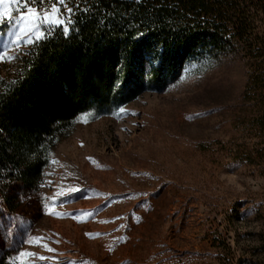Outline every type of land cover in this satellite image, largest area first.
I'll return each mask as SVG.
<instances>
[{
    "label": "rangeland",
    "instance_id": "374dc122",
    "mask_svg": "<svg viewBox=\"0 0 264 264\" xmlns=\"http://www.w3.org/2000/svg\"><path fill=\"white\" fill-rule=\"evenodd\" d=\"M51 8L67 29L59 5L0 0V82L18 76L38 33L60 27L30 22ZM256 64L189 62L162 91L77 117L33 186L0 180V258L220 264L218 245L252 252L264 240V98L247 87Z\"/></svg>",
    "mask_w": 264,
    "mask_h": 264
},
{
    "label": "trees",
    "instance_id": "16d2710c",
    "mask_svg": "<svg viewBox=\"0 0 264 264\" xmlns=\"http://www.w3.org/2000/svg\"><path fill=\"white\" fill-rule=\"evenodd\" d=\"M34 1L61 6L68 27L46 32L18 76L0 82L2 181L33 186L77 117L162 91L189 62L244 54L257 63L248 90L264 98V24L253 19L264 0ZM217 248L220 264H264V240L239 256Z\"/></svg>",
    "mask_w": 264,
    "mask_h": 264
},
{
    "label": "snow or ice",
    "instance_id": "6c2138e0",
    "mask_svg": "<svg viewBox=\"0 0 264 264\" xmlns=\"http://www.w3.org/2000/svg\"><path fill=\"white\" fill-rule=\"evenodd\" d=\"M56 11L57 10L55 8H51L47 12L43 13L42 15L37 12H32L30 14L31 16L30 22L35 24V30L38 31L40 25L42 24H50V25H56V26L62 25L64 21L56 17L55 15ZM34 38L41 39L43 38V34L38 33Z\"/></svg>",
    "mask_w": 264,
    "mask_h": 264
}]
</instances>
